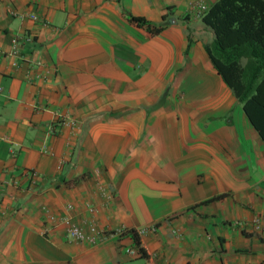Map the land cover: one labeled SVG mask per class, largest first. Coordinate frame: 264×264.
<instances>
[{"label": "crops", "instance_id": "0c3cea01", "mask_svg": "<svg viewBox=\"0 0 264 264\" xmlns=\"http://www.w3.org/2000/svg\"><path fill=\"white\" fill-rule=\"evenodd\" d=\"M215 1L0 0V264H264V144L204 49Z\"/></svg>", "mask_w": 264, "mask_h": 264}, {"label": "trees", "instance_id": "16d2710c", "mask_svg": "<svg viewBox=\"0 0 264 264\" xmlns=\"http://www.w3.org/2000/svg\"><path fill=\"white\" fill-rule=\"evenodd\" d=\"M135 22L151 30L143 21ZM201 22L213 34L204 45L213 69L264 144V0H216ZM128 235L139 247L135 231Z\"/></svg>", "mask_w": 264, "mask_h": 264}, {"label": "built area", "instance_id": "2783aa9c", "mask_svg": "<svg viewBox=\"0 0 264 264\" xmlns=\"http://www.w3.org/2000/svg\"><path fill=\"white\" fill-rule=\"evenodd\" d=\"M198 11L199 14L202 15L207 11L206 6L203 4L198 5ZM32 20H37L35 16L31 17ZM19 37H14L11 39V44L13 47V53L15 54L17 51V47L19 44ZM90 211L93 213L95 210L90 209ZM95 213V212H94ZM48 220L50 223L54 224V226H62L64 233L66 237L74 242L77 243H86L90 246H96L102 242V240L106 237V232L101 230L97 223L94 222H89L86 224V227L80 226L76 222L72 220L71 217L68 215L61 216V217H56V216H49ZM255 226L256 228H260V221L255 220ZM153 229V228H152ZM137 236L143 233V231H135ZM125 234H129V231L118 229L112 233V235L120 238L124 236ZM126 254H131L133 256H136L140 253L138 250L137 252L130 250V249H125L124 250Z\"/></svg>", "mask_w": 264, "mask_h": 264}]
</instances>
